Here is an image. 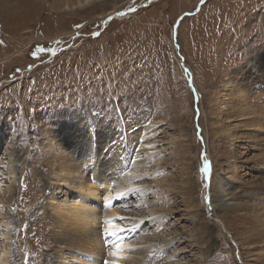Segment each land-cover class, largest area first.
<instances>
[{
  "label": "rangeland",
  "instance_id": "obj_1",
  "mask_svg": "<svg viewBox=\"0 0 264 264\" xmlns=\"http://www.w3.org/2000/svg\"><path fill=\"white\" fill-rule=\"evenodd\" d=\"M89 1L0 0V197L8 164L15 176L0 215L11 264H45L52 252L44 202L63 162L51 170L53 147L83 176L87 159L107 169L119 217L103 219L105 195L92 206L101 226L121 229L105 239L124 238L122 263L264 264L252 214L264 201L246 193L264 178L252 123L264 120V0ZM218 184L236 194L235 213L212 203Z\"/></svg>",
  "mask_w": 264,
  "mask_h": 264
},
{
  "label": "bare ground",
  "instance_id": "obj_2",
  "mask_svg": "<svg viewBox=\"0 0 264 264\" xmlns=\"http://www.w3.org/2000/svg\"><path fill=\"white\" fill-rule=\"evenodd\" d=\"M88 3H90V1L86 0V4ZM116 13L117 12L110 11L108 13V16L111 17L113 14ZM253 119L254 122L252 123L253 125L256 126L255 129L257 131L255 133L261 135L262 140H264V120L255 118L254 116ZM262 146H264V143L262 144ZM54 148L55 147L51 149L52 150L51 156L53 157V161H54L53 164L51 165V170L53 171V169H55L56 161L60 162L61 160H63V162L62 164H60L61 171H59V173L57 172V175L55 174L51 178V183L49 184L50 186L47 188L46 191L47 201L44 203L47 204V208L49 211L48 219L51 221L52 231L56 233V235L51 237L52 239L49 240L50 243L53 245L51 254L48 256L43 254V256H41V259L44 261L45 264H99L104 258L103 255L107 250V246L109 247L113 245V250L110 252L112 253L111 264H121L124 259L122 249L126 247V245L124 244V238L121 237L117 241L114 240L115 238L119 237V233H117V231L120 228H115L114 227L115 224L113 226H110L112 225L111 223H113V221L110 220L112 222H109L108 219H107L108 223L104 221L107 225L104 223L101 226V222L98 219V215L101 212L97 213L98 211L97 208L92 206L93 203L94 204H96V202L99 203V201L97 200V198L99 199V196L105 195L104 199L106 200V202L107 201L108 202L104 204L105 211H104L103 219L105 220L106 218H113L115 216L116 218L119 217L118 215H116V211H114V209L113 210L109 209L112 207L111 203L115 199L119 198L120 194L118 191L114 190L113 192L111 191V189L109 190V187L106 184L108 179H106V177H103L102 174V173L105 174V171H107V169L102 168V170H100L99 162L90 163L92 162V159L90 160L87 159L89 157L87 156L86 158H82V160L83 159H87V160H84L85 162H83L80 165V167H84V171L87 172H89V168H90L91 174L89 177L83 176L82 171H78L79 169L78 166L74 165L72 160L70 161L65 160V157H62V155L59 154L58 151L59 149L56 150ZM261 150H263L262 153H259L257 156L258 158L260 157L261 159L259 158L260 160L254 163L257 167V170L260 172L258 174H264V149H260V151ZM8 155L10 156L12 154L10 153ZM11 163L13 164V162ZM7 170H9V175L11 176L12 179H11V184L10 186H8L7 189V195L4 197L3 196L0 197V204H1L0 209L3 208L4 210L6 206L2 204H4L5 201L8 204L10 203V200L13 196L11 190H13L12 188L15 184L14 171L10 164L7 165ZM257 181H259L256 183L257 185L256 186L254 185V187L247 190L246 193L248 192L247 194H250L249 196L254 201L258 200L259 197L261 198L262 201H264V178ZM211 192H212V203L219 206L218 208L221 209V211L223 210V212H225L227 216L230 213L233 214L236 211H238L237 209L238 204L233 203L235 202L233 196L236 195L234 191H231V189L229 188L227 189L224 184L223 185L218 184L216 185L215 188H213ZM112 194L115 195L112 196ZM238 197L239 196L235 197V199L238 200ZM256 205L257 204L255 203L253 204V206ZM261 208L262 207L259 206V210L257 209L256 212L252 214H254L257 221L260 222L261 226L263 227V230L261 232L264 237V209ZM42 213L45 214L44 211H42ZM247 217L249 218V216ZM6 219L7 218H5L4 215L2 214L0 215V229H2L3 231L1 232V234L3 233L5 237L3 238L5 241H3V244L0 245L3 248L2 250L0 249V264H11V257H9L8 255L9 251L11 250L10 249L11 244L7 238V233L9 232L10 229V223ZM105 234L108 236L112 235L114 239L111 240L105 239L107 238ZM109 250H111V248ZM37 252L38 251H36L35 253ZM140 252L141 251H138V253H134V254L138 256ZM38 257L39 256H37V258ZM27 262L28 260L26 262L25 261L22 262V264H28ZM122 264H127V262H124Z\"/></svg>",
  "mask_w": 264,
  "mask_h": 264
},
{
  "label": "water",
  "instance_id": "obj_3",
  "mask_svg": "<svg viewBox=\"0 0 264 264\" xmlns=\"http://www.w3.org/2000/svg\"><path fill=\"white\" fill-rule=\"evenodd\" d=\"M186 71H187V70H186ZM222 229H223L225 235L229 237L228 233L225 231V229L223 228V226H222ZM229 239H230V237H229ZM230 240H231V239H230ZM231 243L233 244V246H235L232 240H231Z\"/></svg>",
  "mask_w": 264,
  "mask_h": 264
}]
</instances>
